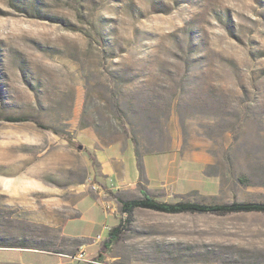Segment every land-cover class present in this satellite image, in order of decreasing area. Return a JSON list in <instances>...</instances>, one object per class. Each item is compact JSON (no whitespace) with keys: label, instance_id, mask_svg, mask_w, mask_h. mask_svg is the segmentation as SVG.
<instances>
[{"label":"rangeland","instance_id":"374dc122","mask_svg":"<svg viewBox=\"0 0 264 264\" xmlns=\"http://www.w3.org/2000/svg\"><path fill=\"white\" fill-rule=\"evenodd\" d=\"M1 114L50 128L0 119V246L57 248L80 190L113 196L98 155L208 159L192 198L264 201V0H0ZM105 255L264 264V212L137 209Z\"/></svg>","mask_w":264,"mask_h":264},{"label":"crops","instance_id":"0c3cea01","mask_svg":"<svg viewBox=\"0 0 264 264\" xmlns=\"http://www.w3.org/2000/svg\"><path fill=\"white\" fill-rule=\"evenodd\" d=\"M129 154V163H124L122 156L113 159L97 156V184H104L112 191L113 196L107 195L103 190H80L73 204L74 213L60 226V244L57 248L0 246V264H107L108 256L97 259V254L109 229L116 224L118 214L115 209L118 207L120 210V199L141 198V186L156 200L205 202L191 196L205 194L206 189H215L219 184L216 177L205 173L206 165L213 163L211 160L197 156L182 158L176 153H167L170 155L168 162L156 163V171L150 164L145 168V163L144 166L142 163H133V154ZM160 154L162 152L145 155L158 157ZM88 195H92L95 202L93 211L90 210L87 214L79 210L78 201ZM137 209L150 210L137 207L133 213ZM102 212L110 219L111 224L101 223ZM81 251L83 257L79 258L78 253Z\"/></svg>","mask_w":264,"mask_h":264},{"label":"trees","instance_id":"16d2710c","mask_svg":"<svg viewBox=\"0 0 264 264\" xmlns=\"http://www.w3.org/2000/svg\"><path fill=\"white\" fill-rule=\"evenodd\" d=\"M0 119L18 122L31 120L37 126L42 128H50L40 120L24 115H0ZM134 143V153L136 158L139 156L136 150V141L131 138ZM140 185V184H139ZM142 193L141 198L134 199H120V212L123 214V217L112 226L107 236L102 241L99 252L97 254V259H103L105 253L111 249L112 245L117 242L120 238L126 226L132 220L133 210L137 207L147 208L150 210L165 212V213H217L225 214L232 212H264V201H239L232 200L230 202L223 203H206V202H197V201H176V202H167L160 201L152 198L145 192V190L140 186ZM8 246V245H2ZM13 246V245H11ZM33 247V246H26Z\"/></svg>","mask_w":264,"mask_h":264},{"label":"built area","instance_id":"2783aa9c","mask_svg":"<svg viewBox=\"0 0 264 264\" xmlns=\"http://www.w3.org/2000/svg\"><path fill=\"white\" fill-rule=\"evenodd\" d=\"M78 257L79 258H82L83 257V252L82 251L78 253Z\"/></svg>","mask_w":264,"mask_h":264}]
</instances>
